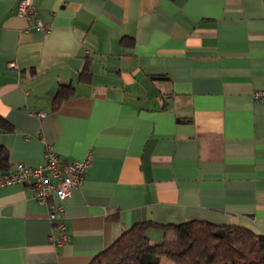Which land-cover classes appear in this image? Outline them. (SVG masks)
Segmentation results:
<instances>
[{"label": "crops", "instance_id": "crops-1", "mask_svg": "<svg viewBox=\"0 0 264 264\" xmlns=\"http://www.w3.org/2000/svg\"><path fill=\"white\" fill-rule=\"evenodd\" d=\"M21 1L0 0V174L49 148L92 165L63 245L31 183L0 187V264H90L145 221L264 232L262 0H34L46 31Z\"/></svg>", "mask_w": 264, "mask_h": 264}, {"label": "trees", "instance_id": "trees-1", "mask_svg": "<svg viewBox=\"0 0 264 264\" xmlns=\"http://www.w3.org/2000/svg\"><path fill=\"white\" fill-rule=\"evenodd\" d=\"M127 43L126 39L122 41L123 45ZM66 88L67 92L61 91L54 100L56 110L73 94V88ZM5 122L0 120V126L4 124L9 131L13 130V126L6 122L7 126ZM9 159L8 150L0 146V169L7 170L11 166ZM153 228L164 231L162 242L154 244L151 241L148 232ZM170 234L174 235L171 237ZM164 257L174 264H264V232L204 220L180 224L139 222L93 258L90 264H162Z\"/></svg>", "mask_w": 264, "mask_h": 264}, {"label": "built area", "instance_id": "built-area-1", "mask_svg": "<svg viewBox=\"0 0 264 264\" xmlns=\"http://www.w3.org/2000/svg\"><path fill=\"white\" fill-rule=\"evenodd\" d=\"M17 13L22 18L34 17L38 21V29L47 30L37 18L34 0H22ZM254 99L264 102V90L255 92ZM39 116L45 117V114L39 113ZM45 157L46 162L43 165L33 167L17 163L14 169L1 173L0 187L31 183L35 188V197L40 203L48 206V218L54 229L60 232L58 237L53 236V241L63 245L70 241L63 218L65 201L83 184L92 160L89 156L82 161H63L52 148L46 150Z\"/></svg>", "mask_w": 264, "mask_h": 264}, {"label": "rangeland", "instance_id": "rangeland-1", "mask_svg": "<svg viewBox=\"0 0 264 264\" xmlns=\"http://www.w3.org/2000/svg\"><path fill=\"white\" fill-rule=\"evenodd\" d=\"M162 264H174V263L170 261L168 258L164 257L162 260Z\"/></svg>", "mask_w": 264, "mask_h": 264}]
</instances>
